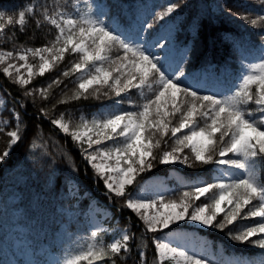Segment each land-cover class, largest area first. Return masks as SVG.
Instances as JSON below:
<instances>
[{
    "label": "snow or ice",
    "instance_id": "obj_1",
    "mask_svg": "<svg viewBox=\"0 0 264 264\" xmlns=\"http://www.w3.org/2000/svg\"><path fill=\"white\" fill-rule=\"evenodd\" d=\"M113 4L122 7L120 0H113ZM113 4L99 0L85 15H80L78 8L69 13L60 0L0 6V34L8 42L19 40L16 29L24 33L29 19L37 30L45 24L55 28L51 39H47L50 33L42 34L45 42L39 47L21 45L0 52V72L19 89L16 98L9 101L6 126L11 125V129L6 133L9 139L0 152V163L27 136L25 117L31 106V116L47 121L57 133L70 138L96 178L102 180L109 200L123 201L120 207L138 218L141 234L137 237L124 227L105 243L100 238L107 229L90 218L86 249L52 262L35 259L14 264H129L134 251L137 255L132 264H217L203 249L186 243L184 221L200 229L219 230L234 244L255 246L264 254V0H260L258 12L227 9V15L257 29L259 38V43L234 42L240 70L227 86L209 60L201 65L202 72L185 70L195 50L187 45L178 47L171 27L152 32L153 24L172 14L180 7L178 3H168L152 22L144 15L143 3L136 5V13L127 21L113 14ZM36 38L35 33L27 37ZM66 54L76 59L61 70ZM30 56L38 57L39 62L30 63ZM52 69L58 74L46 86L33 85L37 75L42 77ZM62 78H73L77 86L54 99L50 89L62 84ZM133 89L143 96L142 104L131 100ZM89 98L107 101L90 121L81 119L73 124L65 119V112L58 113L61 105ZM125 99L135 110L120 108ZM17 106L24 111L23 116ZM32 129L29 153L37 147L35 137L43 131L35 124ZM52 143L59 144L56 140ZM62 154L72 160L67 151ZM21 165H32L33 171L40 172L47 167L45 176L55 175L52 153L40 158L27 155ZM159 165L210 169L215 175L211 182L185 183V190L175 198L166 195L167 189L151 194L131 191L133 186L143 190L141 174ZM71 183H66L65 190L38 193L36 212L42 209L41 195L70 198ZM75 191L79 192L78 185ZM252 218L258 221L247 224ZM36 222L39 224L38 218ZM238 224L242 227L237 228ZM66 240L71 243V236ZM149 246L153 249L151 262ZM232 264H264V259L241 258Z\"/></svg>",
    "mask_w": 264,
    "mask_h": 264
},
{
    "label": "trees",
    "instance_id": "obj_2",
    "mask_svg": "<svg viewBox=\"0 0 264 264\" xmlns=\"http://www.w3.org/2000/svg\"><path fill=\"white\" fill-rule=\"evenodd\" d=\"M232 0H120L122 7L113 4V0H106L107 3L113 4L112 12L120 16L122 21H127L136 13V5L143 3L144 15L149 22L153 21L156 13L162 12L168 3H178L180 5L162 24V21H156L153 24V33L167 29V27L181 28L183 33L176 32L179 37L175 39L178 47L187 45L192 48L198 45L199 53L192 58L184 67L188 72H202L201 65L205 60L212 62L214 70L222 74L224 86L234 82L237 73L240 70L238 61L239 53L234 48V42L246 40L245 33L241 28L235 26L229 21L223 20L220 15L215 14L213 8H229L228 3ZM28 0H0V6L7 5L21 6ZM69 13L79 9L80 15H85L91 6L99 3V0H60ZM260 4V0H257ZM246 8H255L250 4H244ZM233 10V9H231ZM236 11V10H234ZM11 14V13H10ZM9 33L12 29L8 30ZM50 33L47 39H51L55 34V28L45 24L43 28L37 30L34 22L29 19L25 27V32L20 33L16 29L19 40L8 42L0 34V52L10 51L13 47L21 45L25 47H39L45 42L43 33ZM35 33L36 39L29 40L27 37ZM202 48L204 50L202 51ZM179 58V54L175 55ZM75 56H68L59 66H68L69 60H75ZM55 69L47 71L44 76L37 75L34 78L33 85L36 87L46 86L55 78ZM63 83L59 86L53 85L50 92L54 99H59L65 92L71 93L76 88L77 82L73 78H62ZM19 89L0 72V93L6 97V104L16 98ZM130 98L134 104H142L141 100L131 91ZM89 99L79 102H72L68 105H61L59 112H65V119L71 120L73 124H79V117L86 114H92L96 108ZM54 102V101H53ZM123 110H135L127 103V99L121 104ZM18 108V106H17ZM67 109V111H65ZM23 116L24 111L19 109ZM29 115L25 117L29 124V130L25 139L12 147L9 157L0 163V264H14L17 260H41L52 262L62 255H71L86 249L88 239V222L86 219V210L92 199H96L98 204L108 208L112 215L110 221L111 227L117 226L128 227L131 231L140 236L142 225L138 218L131 210L120 207L123 201L109 200L107 190L102 180H98L89 164H87L79 149L72 145L70 138L63 133H57L56 130L47 121H41L31 116L33 108L28 107ZM5 118L9 119V112L4 110ZM39 125L43 131L35 137L37 147L29 153V138H32V125ZM11 129V125L0 126V152H2L8 143L6 133ZM51 137V139H50ZM59 142L58 145L52 141ZM67 151L72 160L69 161L63 156ZM44 153H52L55 158V175L51 178L45 176V171H33L32 165L23 167L21 162L26 159L27 155L34 154L40 158ZM47 157L43 161L47 163ZM73 166L75 170H73ZM167 168V170H165ZM170 167L158 166L157 168L143 173L146 177L163 172H169ZM165 170V171H163ZM183 176L187 179L194 173L202 171L209 172L210 169L196 170L183 167ZM73 182L79 187V192L70 198L57 200L55 197L40 196L42 200V209L36 212L34 200L41 191L48 189L65 190L66 183ZM172 192L184 191V184L173 183ZM133 186L131 190L134 188ZM203 199V198H202ZM51 200V202H49ZM75 205V207H72ZM39 219V224L36 222ZM257 222L258 218H253ZM247 222V221H246ZM242 225H237V228ZM206 236L212 248L215 250L218 244H221L227 253H235L247 259H254L257 262L264 259V254L255 246L238 245L231 242L224 233L218 231H205ZM71 236V243H68L66 236ZM110 232H104L101 240L109 242ZM14 245L16 253H7L6 246ZM253 247V248H252ZM153 249L148 248V259L152 260ZM137 253L134 251L132 260H135ZM132 260L129 264H132Z\"/></svg>",
    "mask_w": 264,
    "mask_h": 264
},
{
    "label": "rangeland",
    "instance_id": "obj_3",
    "mask_svg": "<svg viewBox=\"0 0 264 264\" xmlns=\"http://www.w3.org/2000/svg\"><path fill=\"white\" fill-rule=\"evenodd\" d=\"M244 4H250L255 8V11H259L260 5L257 3V0H232L228 3L229 8L233 9L232 12H243V9L246 8ZM224 9V11H221V8L219 7H214V11L216 14L220 15V17L223 20L229 21L235 26H238L239 28L244 31L245 35L250 38L252 41L259 43V38H258V30L253 28L251 25H249L247 22L241 20L237 16H232V15H227V9ZM236 10V11H234ZM173 30V29H172ZM181 33L183 31L179 30ZM176 30H173V36L176 38L179 37L176 32H179ZM192 48L195 50L196 54L199 53L198 45H193ZM204 48H202V51ZM159 55V53H157ZM30 63L37 64L39 62L38 57H31L30 56ZM22 72L25 73L26 75V70L22 69ZM187 71V70H186ZM188 72V71H187ZM132 92L136 95L137 99L139 98L141 102L143 103V96L141 93L133 89ZM148 93V90L145 89V94ZM92 99V98H89ZM92 104L95 106L97 111H95L92 115L86 114L84 119L91 120L93 119L100 111H102L101 105L102 103H107V101H97V100H90ZM5 107V99L2 95H0V126L6 125L7 120L1 115V110ZM121 107V105H120ZM167 167L169 165H160ZM171 170L167 172H163L159 175H153L146 177V175H141L142 180L141 183L144 185L143 190L140 187H135L132 191L134 193H141L147 192L148 194H151L154 191H164L167 189L166 195L169 198H175L179 196L181 191H178L176 193L172 192L173 191V183H198L200 181H208L211 182V177L215 175L212 170L209 172L202 171L199 173H194L190 176L189 179L183 177V166L181 165H175V166H169ZM167 170V168L165 169ZM163 170V171H165ZM227 171V170H226ZM71 187H73L71 185ZM74 191V190H73ZM113 215V214H112ZM112 215L111 212L108 208L102 206V204H98L96 199H92L91 202L89 203V206L86 210V219L87 222L89 223V219L91 218L93 221L97 223H102L103 227L107 229L108 232L112 233V236L110 238V241L118 235V229H123L124 227L118 228L116 226L111 227L110 221H112ZM253 219V218H252ZM252 219H249L246 223L251 225L254 223ZM182 223V230L188 233V239L186 243L189 246H194L198 249H203V254L207 255L210 257V259L217 261V264H232L234 260L241 259L237 257L235 254H229L223 250V247L217 245L216 252H214L211 248L210 242L207 238H205L204 232L205 231H218L214 229H200L198 226L192 225L188 223L187 221L181 222ZM109 241V242H110ZM249 246V245H247ZM253 248V247H252ZM220 258V260H218ZM245 259V258H244Z\"/></svg>",
    "mask_w": 264,
    "mask_h": 264
}]
</instances>
